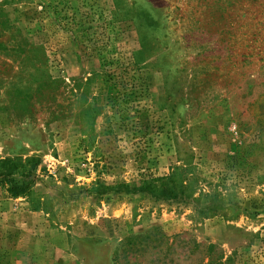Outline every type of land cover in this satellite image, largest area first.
<instances>
[{
  "label": "rangeland",
  "instance_id": "obj_1",
  "mask_svg": "<svg viewBox=\"0 0 264 264\" xmlns=\"http://www.w3.org/2000/svg\"><path fill=\"white\" fill-rule=\"evenodd\" d=\"M8 158L38 163L32 194L0 185V264H161L163 246L121 247L153 230L201 246L176 247L175 264L207 263L209 245L264 264V0H0ZM183 163L227 218L87 192Z\"/></svg>",
  "mask_w": 264,
  "mask_h": 264
},
{
  "label": "trees",
  "instance_id": "obj_2",
  "mask_svg": "<svg viewBox=\"0 0 264 264\" xmlns=\"http://www.w3.org/2000/svg\"><path fill=\"white\" fill-rule=\"evenodd\" d=\"M38 161L33 159H4L0 161V185L5 193L12 198L26 197L32 194L33 181L29 180L32 171L35 169ZM185 165V166H184ZM199 179L193 174L191 165L182 164L174 166L172 170L162 177L149 176L140 180L137 185L119 184L117 186H107L101 183H95L87 192L98 196L105 195L109 192L124 193H143L154 200L161 201H178L182 203H193V207L199 210L203 217L221 216L227 218L231 208L226 206L222 196L219 193H203L198 187ZM38 209V207H35ZM41 210V209H40ZM190 246L193 253H196L201 246L195 243H183L178 238L169 240L158 230H153L144 237L129 238L121 244L123 251L134 250L140 254L143 249L151 251H160L162 246L165 252L164 260L161 264H175L171 257L176 247ZM152 245V246H151ZM160 251V252H161ZM204 257L208 259L207 263L202 264H224L221 257L215 258L213 246L205 247ZM124 258V257H123ZM159 260L153 261L152 264H159ZM114 264L120 263L118 254L114 256Z\"/></svg>",
  "mask_w": 264,
  "mask_h": 264
}]
</instances>
